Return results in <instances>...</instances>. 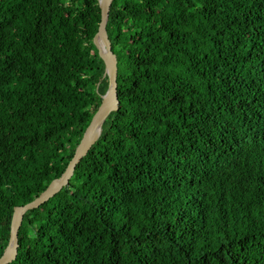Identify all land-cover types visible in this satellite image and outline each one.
<instances>
[{"label": "trees", "instance_id": "16d2710c", "mask_svg": "<svg viewBox=\"0 0 264 264\" xmlns=\"http://www.w3.org/2000/svg\"><path fill=\"white\" fill-rule=\"evenodd\" d=\"M97 0H0V255L106 91ZM118 107L8 264H264V0H111Z\"/></svg>", "mask_w": 264, "mask_h": 264}, {"label": "water", "instance_id": "95a60500", "mask_svg": "<svg viewBox=\"0 0 264 264\" xmlns=\"http://www.w3.org/2000/svg\"><path fill=\"white\" fill-rule=\"evenodd\" d=\"M97 1L100 9V21L98 23L97 31L93 36V42L97 48L98 55L104 62V75L108 80L107 89L101 95V100L82 133V136L74 149V153L64 171L58 177L53 178L47 187L34 199L13 208L10 220L9 239L6 247L0 255V264H8L16 257L18 246L17 233L24 213L47 201L68 183L76 164L87 154L92 144L98 138L103 121L111 111L116 110L118 107L116 90L117 57L111 50L110 41L105 28L111 0Z\"/></svg>", "mask_w": 264, "mask_h": 264}, {"label": "bare ground", "instance_id": "6f19581e", "mask_svg": "<svg viewBox=\"0 0 264 264\" xmlns=\"http://www.w3.org/2000/svg\"><path fill=\"white\" fill-rule=\"evenodd\" d=\"M103 52V51H102Z\"/></svg>", "mask_w": 264, "mask_h": 264}]
</instances>
